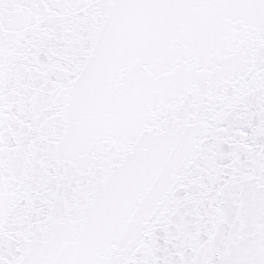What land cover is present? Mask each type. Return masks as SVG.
Listing matches in <instances>:
<instances>
[{"label":"snow or ice","instance_id":"1","mask_svg":"<svg viewBox=\"0 0 264 264\" xmlns=\"http://www.w3.org/2000/svg\"><path fill=\"white\" fill-rule=\"evenodd\" d=\"M0 264H264V0H0Z\"/></svg>","mask_w":264,"mask_h":264}]
</instances>
